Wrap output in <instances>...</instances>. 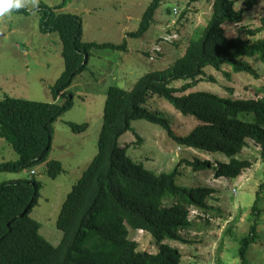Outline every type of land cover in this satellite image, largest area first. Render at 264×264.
<instances>
[{
    "label": "trees",
    "instance_id": "obj_1",
    "mask_svg": "<svg viewBox=\"0 0 264 264\" xmlns=\"http://www.w3.org/2000/svg\"><path fill=\"white\" fill-rule=\"evenodd\" d=\"M69 1L56 6L38 5L40 30L59 32L63 45L65 69L51 87L56 100L43 102L11 96L0 100V137L19 154L16 161L0 162V171L32 169L33 175L0 183V264H181L179 249L164 241H185L181 231L193 226L190 210L213 209L209 200L215 189L178 185L179 166L185 163L195 170L215 167V178H236L254 164V160L239 156L250 141L262 148L264 156V97L188 92L204 79L207 66L220 70L230 64L235 72L260 77L243 57L257 56L264 61V37L252 41L241 35L229 36L225 25L242 21L247 12L258 6L263 5L264 9V0H243L244 7L240 9L236 8V0H214L208 25L191 38L185 53L171 67L146 73L130 90L109 88L98 153L63 202L58 227L64 234L61 242L54 245L42 235L40 223L31 216L42 188L33 167L47 162L54 177L64 169L60 160L49 159L55 123L74 105L70 86L89 66L91 49L127 48V41L122 45L84 41L80 16L60 11ZM165 1L153 0L149 4L141 28L132 32L133 36L148 30ZM16 11L30 12L28 8ZM263 29L264 24L257 31ZM181 79L187 82L181 87L172 85ZM154 95L167 98L177 111L192 116L197 124L189 133L179 134L167 115L146 105ZM134 119L161 125L179 145L221 152L229 161L213 164L210 160L185 158L173 172L156 173L129 156L128 145L120 143ZM70 125L75 132L88 128V123L71 121ZM262 193L264 183L253 206L257 215L261 214ZM257 219L258 216L250 233L241 240L240 264H249V247L258 237ZM128 225L149 232L158 242L159 252L139 250L138 242L129 237Z\"/></svg>",
    "mask_w": 264,
    "mask_h": 264
},
{
    "label": "rangeland",
    "instance_id": "obj_2",
    "mask_svg": "<svg viewBox=\"0 0 264 264\" xmlns=\"http://www.w3.org/2000/svg\"><path fill=\"white\" fill-rule=\"evenodd\" d=\"M62 1L36 0L33 8L30 0L29 13L15 10L0 17V100L6 96L43 102L56 100L51 87L65 69L63 45L59 32H41L38 5L56 6ZM152 1L70 0L60 10L80 16L84 41L119 45L127 41V48L95 46L91 49L89 66L70 86L74 105L55 123L49 159L60 160L64 169L54 177L49 173L47 162L33 167L42 188L31 216L40 223L42 235L54 245L61 242L64 234L58 227L63 202L98 153L109 88L119 86L130 90L146 73L171 67L185 53L191 38L208 25L213 13L214 0H166L157 9L148 30L133 36L131 33L141 28L144 13ZM242 7L243 0H236V8ZM263 17L261 5L247 12L242 21L227 23V34L252 41L263 38L264 29L257 31L263 27ZM243 60L257 69L259 78L248 72H235L230 64H224L220 70L207 66L204 79L188 92L208 91L234 98L264 97L263 59L244 56ZM186 82L181 79L172 85L181 87ZM146 105L167 115L179 134L189 133L197 124L192 116L177 111L164 96L154 95ZM71 121L88 123V128L75 132ZM120 143L128 145L129 156L156 173L173 172L185 158L210 160L213 164L229 161L221 152L179 145L161 125L145 119H134ZM239 156L254 160V164L236 178H215V167L195 170L185 163L179 166L178 185L215 189L209 200L213 209L190 210L193 226L181 231L185 241H164L179 249L181 264H240L241 240L250 233L257 216L258 237L250 245L247 257L249 264H264V193L261 214L253 210L257 191L264 183V156L254 141ZM18 159L14 147L5 139L0 140V162ZM31 176L32 169L0 171V183ZM128 228L129 237L138 242L139 250L159 252V244L149 232L132 229L130 225Z\"/></svg>",
    "mask_w": 264,
    "mask_h": 264
},
{
    "label": "clouds",
    "instance_id": "obj_3",
    "mask_svg": "<svg viewBox=\"0 0 264 264\" xmlns=\"http://www.w3.org/2000/svg\"><path fill=\"white\" fill-rule=\"evenodd\" d=\"M29 2L30 0H0V17L10 15L12 11L27 8ZM31 3L34 8L36 6V0H31Z\"/></svg>",
    "mask_w": 264,
    "mask_h": 264
},
{
    "label": "crops",
    "instance_id": "obj_4",
    "mask_svg": "<svg viewBox=\"0 0 264 264\" xmlns=\"http://www.w3.org/2000/svg\"><path fill=\"white\" fill-rule=\"evenodd\" d=\"M41 32H42V31H41ZM2 139H4V138L0 137V140H2ZM221 178H223V177H221Z\"/></svg>",
    "mask_w": 264,
    "mask_h": 264
},
{
    "label": "built area",
    "instance_id": "obj_5",
    "mask_svg": "<svg viewBox=\"0 0 264 264\" xmlns=\"http://www.w3.org/2000/svg\"><path fill=\"white\" fill-rule=\"evenodd\" d=\"M193 211V210H192Z\"/></svg>",
    "mask_w": 264,
    "mask_h": 264
}]
</instances>
